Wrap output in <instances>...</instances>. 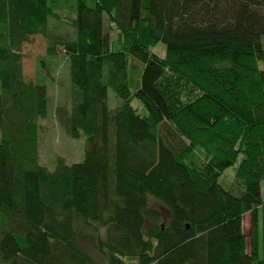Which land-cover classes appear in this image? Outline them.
I'll return each instance as SVG.
<instances>
[{"label":"trees","instance_id":"obj_1","mask_svg":"<svg viewBox=\"0 0 264 264\" xmlns=\"http://www.w3.org/2000/svg\"><path fill=\"white\" fill-rule=\"evenodd\" d=\"M60 11L57 0H0V264H103L78 239L107 264H264V0H75L74 17ZM34 35L46 57L69 60L72 105L56 117L86 142L82 161L59 157L53 170L39 163L46 87L22 66ZM159 41L164 56L151 51Z\"/></svg>","mask_w":264,"mask_h":264},{"label":"rangeland","instance_id":"obj_2","mask_svg":"<svg viewBox=\"0 0 264 264\" xmlns=\"http://www.w3.org/2000/svg\"><path fill=\"white\" fill-rule=\"evenodd\" d=\"M57 6L61 10L62 16H75V0H57ZM69 28V26H66ZM110 32L111 50L118 48L115 43L117 33L114 29H110L106 24V29ZM45 39L40 35L29 37L22 45V66L24 76L27 80H35L43 83L47 92V114L38 120V151L39 163L48 170L56 167L57 159L63 158L64 162L71 164L82 161L85 151V136L81 134L78 138L70 137L64 126L56 117L57 108H65L70 110L72 105L73 85L70 78L69 60L64 53L59 50L58 54L53 57L45 56ZM151 51L159 56H164L165 45L161 41L155 43L151 47ZM128 71L132 73V65L137 62L134 56L127 54ZM43 61V63L41 62ZM130 103L133 107L138 108L139 112L146 113L147 110L143 103L132 98ZM108 104L111 109L121 105V99L116 96L111 88H108ZM236 164L226 168L219 178V183L226 189L233 185ZM262 198L264 200V180L261 182ZM150 204L161 211L164 219L169 218L168 210L158 201L150 198ZM259 216V238L258 256L264 258V205L258 209ZM250 218L245 217V231L247 232L248 242L250 240ZM243 224V231H244ZM104 236V229H101ZM78 245L93 260L103 264H107L101 254L93 247L91 241L78 239ZM249 247V243L247 244ZM126 264H137L135 258H127Z\"/></svg>","mask_w":264,"mask_h":264},{"label":"crops","instance_id":"obj_3","mask_svg":"<svg viewBox=\"0 0 264 264\" xmlns=\"http://www.w3.org/2000/svg\"><path fill=\"white\" fill-rule=\"evenodd\" d=\"M245 217H249L250 218V215H249V213H245L244 215H243V217H242V227H243V224L245 223ZM250 221V220H249ZM242 232L245 234V235H247V232L245 231V224H244V231H243V229H242ZM259 235V234H258ZM246 239H247V241H248V238L246 237ZM260 241V238H259V236H258V242Z\"/></svg>","mask_w":264,"mask_h":264}]
</instances>
